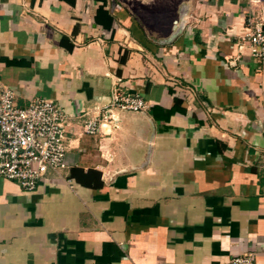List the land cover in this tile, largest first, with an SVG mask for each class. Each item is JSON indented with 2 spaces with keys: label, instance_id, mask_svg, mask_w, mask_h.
I'll return each instance as SVG.
<instances>
[{
  "label": "crops",
  "instance_id": "obj_1",
  "mask_svg": "<svg viewBox=\"0 0 264 264\" xmlns=\"http://www.w3.org/2000/svg\"><path fill=\"white\" fill-rule=\"evenodd\" d=\"M257 25L264 0H0V84L68 114L61 174L31 191L0 175V264H264ZM116 89L147 102L117 127Z\"/></svg>",
  "mask_w": 264,
  "mask_h": 264
},
{
  "label": "built area",
  "instance_id": "obj_2",
  "mask_svg": "<svg viewBox=\"0 0 264 264\" xmlns=\"http://www.w3.org/2000/svg\"><path fill=\"white\" fill-rule=\"evenodd\" d=\"M250 54L264 65V25H257L244 37ZM147 108L144 97L116 89L110 106L102 116L104 122L117 127L114 109L139 111ZM89 118L87 134H97L100 118ZM68 114L51 98L37 96L26 106L17 102L10 86L0 84V175L35 190L48 171L61 174L66 167L65 130ZM229 264H256V253L247 250L231 257Z\"/></svg>",
  "mask_w": 264,
  "mask_h": 264
},
{
  "label": "trees",
  "instance_id": "obj_3",
  "mask_svg": "<svg viewBox=\"0 0 264 264\" xmlns=\"http://www.w3.org/2000/svg\"><path fill=\"white\" fill-rule=\"evenodd\" d=\"M70 176L87 187L99 188L103 186L102 174L98 170L84 171L82 168L74 167Z\"/></svg>",
  "mask_w": 264,
  "mask_h": 264
}]
</instances>
